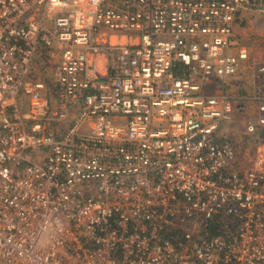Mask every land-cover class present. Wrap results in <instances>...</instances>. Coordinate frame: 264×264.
<instances>
[{
	"label": "built area",
	"instance_id": "built-area-1",
	"mask_svg": "<svg viewBox=\"0 0 264 264\" xmlns=\"http://www.w3.org/2000/svg\"><path fill=\"white\" fill-rule=\"evenodd\" d=\"M248 9L0 0V264H264V155L221 131L264 127V64L228 88Z\"/></svg>",
	"mask_w": 264,
	"mask_h": 264
},
{
	"label": "rangeland",
	"instance_id": "rangeland-1",
	"mask_svg": "<svg viewBox=\"0 0 264 264\" xmlns=\"http://www.w3.org/2000/svg\"><path fill=\"white\" fill-rule=\"evenodd\" d=\"M239 17L247 16L245 25L243 26L244 33L249 38H252V36L258 35L260 37H264V15H261L257 12L248 10H241L239 12ZM243 19V18H242ZM259 31V33L254 34L253 31ZM258 38V37H257ZM257 45V46H256ZM252 48L248 52L247 49H245L247 54V60H249L253 65L257 63L264 64V43L263 40H259L258 43L256 42L255 45L249 46ZM250 54V56H249ZM254 85V84H253ZM252 88V87H251ZM249 86V90L251 89ZM240 93L246 94L248 93V90L244 88H240ZM249 103V102H248ZM250 105V106H249ZM245 104V109L242 114H240V118L236 120L233 124H227L223 126L222 128V134L225 138H229L232 143L235 144L236 151H237V164L238 167L241 169H245L254 160V158L257 157V154H263L264 155V141L262 142L258 137V135L254 133H248L245 131V123L249 117H252L255 113L254 107L251 104ZM252 106V109L250 107ZM264 128V127H263ZM257 132V131H256ZM262 147V148H260Z\"/></svg>",
	"mask_w": 264,
	"mask_h": 264
},
{
	"label": "crops",
	"instance_id": "crops-1",
	"mask_svg": "<svg viewBox=\"0 0 264 264\" xmlns=\"http://www.w3.org/2000/svg\"><path fill=\"white\" fill-rule=\"evenodd\" d=\"M246 17L247 16H242V17L237 16L236 17V20H235L234 26H233V40H234L235 46L231 49H228L227 52L234 53L240 47L247 49L249 52L250 50H252V48L249 46L255 45V43L256 42L258 43L259 40H263V43H264V37H260L258 35H255V36H252V38H249L246 35V33H244V30H243L244 27L243 26L245 25ZM253 32H254V34L259 33V31H257V30H255ZM263 50H264V48L262 49V51ZM249 56H250V54H249ZM35 63L36 64L34 65V72L36 74H39V71L40 72L44 71L41 69L44 67V65H40L41 62H38V63L35 62ZM253 66L254 65L247 59L242 61L239 65L238 73L228 84L229 90H231L233 92H235V91L237 92L238 89L244 88L245 90L246 89L248 90L247 94H251V91H252L253 87L255 86V85H253V84H255L254 83L255 80L253 81V78H251V68H253ZM43 76L46 77L47 75L44 73ZM263 77H264V74H263ZM214 85L215 84L213 83V80H211V82H209V84L206 86L207 91L208 92L217 91L219 89L218 88L219 85H216V86H214ZM249 86H250V88L252 87L250 90H249ZM246 104H247V106L249 104H251L253 106V103H250V102L249 103L246 102ZM252 106L250 107L249 110L252 109ZM262 146H264V145H262ZM260 148H262V147H260Z\"/></svg>",
	"mask_w": 264,
	"mask_h": 264
},
{
	"label": "trees",
	"instance_id": "trees-1",
	"mask_svg": "<svg viewBox=\"0 0 264 264\" xmlns=\"http://www.w3.org/2000/svg\"><path fill=\"white\" fill-rule=\"evenodd\" d=\"M43 78H46L43 76ZM239 91V89H238ZM247 94V93H246ZM259 138H261L260 140L263 142L264 141V128H260L257 132H255Z\"/></svg>",
	"mask_w": 264,
	"mask_h": 264
}]
</instances>
